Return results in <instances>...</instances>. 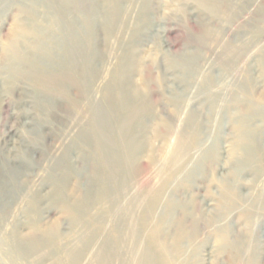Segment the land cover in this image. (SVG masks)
<instances>
[{
  "label": "rangeland",
  "instance_id": "rangeland-1",
  "mask_svg": "<svg viewBox=\"0 0 264 264\" xmlns=\"http://www.w3.org/2000/svg\"><path fill=\"white\" fill-rule=\"evenodd\" d=\"M74 2L75 33L68 39L53 0H0V264H64L77 245L82 253L74 264H101L106 250L121 245L123 253L137 242L171 251L180 229L172 264H264V114L249 115L254 105L264 112V0H120V23L109 36L102 29L106 0ZM21 7L39 32L33 60L55 73L72 51L81 72L91 67L95 74L86 94L68 84L37 85L1 63L11 27L30 23ZM88 25L96 59L85 58ZM30 41H20L18 51ZM132 48L129 82L149 111L140 117L144 148L131 189L100 216L97 172L108 170L89 121L96 107L112 116L109 102L117 99L106 102L103 92ZM183 62L193 70L181 68ZM192 117L195 147L148 208L147 221L141 219L145 200L170 169L165 157L194 128ZM235 122L254 133L258 163L246 166L234 152ZM153 229L161 240L150 239Z\"/></svg>",
  "mask_w": 264,
  "mask_h": 264
},
{
  "label": "bare ground",
  "instance_id": "bare-ground-1",
  "mask_svg": "<svg viewBox=\"0 0 264 264\" xmlns=\"http://www.w3.org/2000/svg\"><path fill=\"white\" fill-rule=\"evenodd\" d=\"M53 1L55 6L54 11L58 15L59 19H61L64 23L65 36L68 39H72L75 33V24L71 20V15L78 10L77 7L79 6V4L78 6H76L77 2H74V0ZM105 3L107 4V6L105 11L103 10L104 21L102 23V29L105 35L109 36L117 23H120L119 19L122 11L120 7V0H106ZM208 8L213 7L209 6ZM19 13L24 15L30 23L28 25H24L16 21L13 27H11L12 30L10 32V38H7L8 40L5 42L2 51L1 63L12 73L16 74L17 76L28 77L32 81L36 82L37 85L48 86L53 89L61 90L64 85L68 84L77 91L79 96L83 95L84 93L86 94L88 85L95 77L92 68L87 67L84 69V71L81 72L79 68V60L72 55V51L70 53L66 52L71 50V48H67V50L65 51L69 57L67 61L62 64L61 69L58 72L53 73L41 68L39 64L33 60V55L39 51V32L37 33L35 31L36 28H34L35 18L23 7L19 8ZM93 38V27L88 25L84 42L85 58H98V56L93 53L91 47ZM28 39H31V41L27 43V51L24 53H20L18 51V44L20 43V41H25ZM134 65L135 54L132 48L127 50L125 56L120 60L118 66L116 67V70L110 76V83L108 88L103 92V100H105L106 102L108 100L111 101V98L113 96H115V98L117 99V103L112 104L109 102V106L107 105L108 111L110 113L113 111L112 116L110 113V115L108 114L109 117L106 116V111L102 108L97 109L96 107V109L94 108V112L91 111L92 117L91 121H89L91 132L90 134H92L91 136H93L94 140L97 142V146L99 147L98 150L100 152V159H102L103 162L102 166L108 170V173L105 170H100L99 172H97L98 181L100 182L102 187L98 201H100V205H104V208L100 209L101 212L99 211L100 216H106V214L114 206H116L119 199L126 195L127 192L131 189V174L133 172V167L137 163L139 159L138 157H140L139 154L141 152V149L144 148V142L142 139L143 134H141L140 130V122L142 118L140 117L143 112L148 111V104L146 103L145 97L141 93V91L138 88L130 85L129 75L130 72L133 71ZM179 66L181 68L188 67L190 70H193V67L188 66V64L186 66L184 62L179 64ZM259 107V105L251 106L249 115H259L263 118L264 112L262 113ZM110 116L113 117L112 120L115 119L113 120V122L115 121L114 125L111 123ZM196 122L197 119L195 117H192L191 123L192 125H194V128L192 129L191 133H189L190 135L188 134L189 137L183 139L182 136H180L172 152L165 157V161L170 169L160 175L161 179L158 190H154L149 199L145 200V209L140 216L141 219L145 218L144 220L147 221L146 213L148 208H152L156 204L162 190L171 180H173L177 176L182 168L184 160L189 155V151L195 147V130L197 127L195 126ZM115 125L117 126V128L115 127ZM233 126L236 138L235 144H232L234 145V152L241 155V162L246 166L254 164L256 162L258 163V159L256 158L258 155V147L255 142L254 133H252L250 129L240 123L233 124ZM121 146H123V150L120 148ZM231 154L233 156V153ZM148 160L150 165H154L152 157H149ZM227 200L230 201L233 199L231 198ZM147 201H149V203ZM221 206H223V204H221ZM227 208L225 210H227ZM126 212L129 213V222H131L134 219V217H132L133 211L127 210ZM51 233L52 235L55 234V230H52ZM159 233L160 230L153 229V231H151L149 235L150 239L155 240L156 238H159ZM176 236L177 238L175 237V239L177 240L175 243L177 244L183 236L182 229L177 231ZM159 240L161 239L159 238ZM226 243L227 242L224 241L223 245H225ZM176 244L173 245L174 250L170 251L166 245H161L160 243L156 245L155 243L149 242H147L146 244L137 242L128 247L123 253H121L122 248L120 247V245L116 249V251L114 248L111 250H106L104 254L105 256L103 258V263L101 264H114V262H117V264H124V257H130L132 264H172V258L175 256L177 250L179 249L178 245ZM31 246L34 247L32 244ZM81 249L82 247L77 245L73 249L67 251L64 255L63 263H76L80 259L79 257L82 253ZM251 264L256 263L252 262Z\"/></svg>",
  "mask_w": 264,
  "mask_h": 264
}]
</instances>
